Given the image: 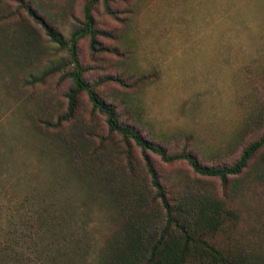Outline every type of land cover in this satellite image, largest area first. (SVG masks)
<instances>
[{
    "label": "rangeland",
    "instance_id": "rangeland-1",
    "mask_svg": "<svg viewBox=\"0 0 264 264\" xmlns=\"http://www.w3.org/2000/svg\"><path fill=\"white\" fill-rule=\"evenodd\" d=\"M90 1L41 0L49 23L64 39L80 24ZM90 14L93 29L100 31L97 49L92 52L89 38H81L77 60L83 79L112 105L120 124L168 154H190L205 167L231 164L264 131V0H95ZM33 26L49 54L40 65H25L22 75H37L47 63L61 70L31 86L18 80L4 87L0 80V179L9 173L8 179L25 185L29 195L47 192L72 205L63 211L88 215L93 210L64 159L50 156L53 149L28 128L22 114L20 101L39 97L47 100L55 119L65 111V94L73 86L66 52L47 43ZM63 127L82 131L76 145L81 150H101L94 159L124 169L120 182L129 177L148 182L140 150L108 131L85 92L76 96V110ZM145 155L167 197L184 186L196 190L207 183L219 196L228 193L218 179L196 175L185 161L165 163L154 154ZM240 176L245 178L241 196L227 200L232 199L238 223L249 225L264 246V213L257 221L252 212L264 208V186L251 183L245 172ZM76 216L69 215L72 227ZM14 222L16 229L24 227L25 222ZM228 231L243 232L239 227ZM218 242L229 245L221 238ZM82 257L79 252L72 262ZM55 258L63 262L59 255Z\"/></svg>",
    "mask_w": 264,
    "mask_h": 264
},
{
    "label": "trees",
    "instance_id": "trees-1",
    "mask_svg": "<svg viewBox=\"0 0 264 264\" xmlns=\"http://www.w3.org/2000/svg\"><path fill=\"white\" fill-rule=\"evenodd\" d=\"M94 1L85 4L80 24L64 39L49 23L41 0H0V80L6 83L4 87L18 80L22 86L42 83L61 70L47 63L37 75L31 71L22 75L25 65H40L49 54V47L40 41L33 25L42 31L47 43L67 54L71 65L67 76L73 86L65 94V111L53 119L47 100L35 97L20 101L22 114L28 128L53 149L50 156L57 161L64 159L71 179L82 187L85 203L94 213L63 211L72 205L63 202L64 198L45 195L47 192L29 195L25 185L11 182L4 170L7 176L0 179V264H264L262 242L249 225L245 228L238 223L239 216L229 204L232 199L227 200L231 195L241 196L245 183L242 172L251 183L264 186V131L231 164L205 167L190 154H168L137 130L120 124L112 105L83 79L77 60L81 38H89L92 52L97 49L100 31L93 29L90 14ZM80 92H85L92 109L103 115L110 133L119 135L126 144L131 141L140 150L148 182L132 177L120 182L124 169L94 159L101 151L98 147L87 152V148L76 146L82 131H65L63 126L71 120ZM146 153L165 163L185 161L196 175L218 179L228 193L219 196L207 183L196 190L184 186L177 195L167 197ZM252 212L260 221L264 208ZM71 214L77 215L74 227L69 224ZM15 219L25 222L22 229L14 227ZM237 227L243 230L240 235L228 231ZM219 238L229 245H221ZM79 252L81 261L73 263V256ZM56 254L62 263H57Z\"/></svg>",
    "mask_w": 264,
    "mask_h": 264
}]
</instances>
